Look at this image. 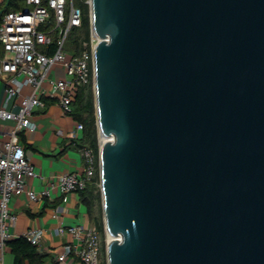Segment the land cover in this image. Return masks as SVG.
<instances>
[{"label":"water","instance_id":"obj_1","mask_svg":"<svg viewBox=\"0 0 264 264\" xmlns=\"http://www.w3.org/2000/svg\"><path fill=\"white\" fill-rule=\"evenodd\" d=\"M90 26L107 264H264V0H90Z\"/></svg>","mask_w":264,"mask_h":264},{"label":"built area","instance_id":"obj_2","mask_svg":"<svg viewBox=\"0 0 264 264\" xmlns=\"http://www.w3.org/2000/svg\"><path fill=\"white\" fill-rule=\"evenodd\" d=\"M81 16V7L75 0H23L19 8L5 11L0 17V79L5 85L0 119L13 122L9 138L0 147V264H6L3 252L17 217L10 206L14 196L26 193L30 199L37 200L57 191L64 201L67 193L84 188L96 170L93 149L82 147L83 173L63 171L44 178L34 170L19 140L20 131L35 128L32 120L35 108L44 107L50 99L62 112L69 113L78 88L93 81V52L99 38L91 26L79 50L68 49V37L80 25ZM54 63L59 64L62 77H47ZM24 87L30 90L22 93ZM12 99L17 101L16 111L8 107ZM75 128L81 131L82 124L76 122ZM35 176L45 180L40 191L27 186L28 179ZM56 231L67 232L72 238L57 253L59 262L71 264L78 258L79 264H101V235L95 227L58 225ZM23 235L31 244L40 245L41 229L29 228Z\"/></svg>","mask_w":264,"mask_h":264},{"label":"crops","instance_id":"obj_3","mask_svg":"<svg viewBox=\"0 0 264 264\" xmlns=\"http://www.w3.org/2000/svg\"><path fill=\"white\" fill-rule=\"evenodd\" d=\"M4 87V82L0 79V104L4 98ZM29 90V87H24L22 93H27ZM16 102V99L10 100L8 104L10 110L18 109ZM32 120L35 128L20 131L19 140L34 170L42 174L44 178L55 176L63 171L83 173V157L76 140L80 133L75 128V119L69 113L62 112L59 105L49 99L44 107L33 110ZM12 127L11 120L0 119V147L2 142L9 138V130ZM28 144L30 146H27ZM44 182L43 178L35 176L28 179L27 186L40 191ZM10 206L17 215L10 228V238L23 235L29 228L42 230L41 242L37 249L46 253L47 257L41 264L55 262L62 264L56 259V255L63 245L71 242L72 238L67 232L58 233L56 231L58 225L93 226L77 191L67 193L64 201L57 191L37 200H32L26 193H22L11 199ZM3 260L6 264H12L14 260L8 245L4 248ZM25 264H28L27 260ZM71 264H79L78 258H74Z\"/></svg>","mask_w":264,"mask_h":264},{"label":"trees","instance_id":"obj_4","mask_svg":"<svg viewBox=\"0 0 264 264\" xmlns=\"http://www.w3.org/2000/svg\"><path fill=\"white\" fill-rule=\"evenodd\" d=\"M23 0H9L5 5V0L0 1V17L8 10L19 8ZM75 3L81 7L82 16L81 23L74 28L68 37V49L78 51L80 43L83 39H87L90 30V16L88 3L83 0H75ZM1 54V47H0ZM91 81L83 86H80L74 99L71 102V110L69 114L76 122L82 124L80 135L76 138L80 148L90 147L93 149L96 156V170L94 175L86 183V186L77 191L80 201L86 207L90 221L102 236L104 234V224L100 218L94 215V206L100 196V178H99V161H98V130L96 122V111L94 92L90 87ZM27 146H30L29 144ZM6 244L10 247L14 260L12 264H41L47 257L46 253L40 252L36 245L31 244L24 235L9 238ZM54 264H59L55 262ZM101 264L106 262L101 261Z\"/></svg>","mask_w":264,"mask_h":264},{"label":"rangeland","instance_id":"obj_5","mask_svg":"<svg viewBox=\"0 0 264 264\" xmlns=\"http://www.w3.org/2000/svg\"><path fill=\"white\" fill-rule=\"evenodd\" d=\"M84 2L88 3V7L89 5V0H83ZM89 16H90V7H89ZM63 73L62 70L59 67V64L54 63L48 70L47 72V77H52L54 79L58 78V77H62ZM44 85L47 84V80H44L43 82ZM91 89L94 92V87H93V81L91 80V84H90ZM80 133V130H79ZM101 142V137L98 135V144H100ZM100 183V182H99ZM94 215L98 216L100 218V220L103 222L104 224V218H103V213H102V204H101V198L96 201L95 206H94ZM109 236L108 234L104 231V234L101 236V252H100V258L101 261L106 262L107 264V254H106V239H108Z\"/></svg>","mask_w":264,"mask_h":264},{"label":"bare ground","instance_id":"obj_6","mask_svg":"<svg viewBox=\"0 0 264 264\" xmlns=\"http://www.w3.org/2000/svg\"><path fill=\"white\" fill-rule=\"evenodd\" d=\"M104 140V138L101 139V142Z\"/></svg>","mask_w":264,"mask_h":264}]
</instances>
